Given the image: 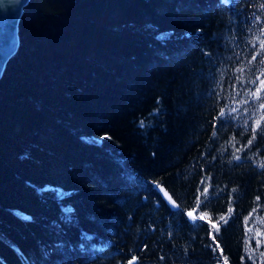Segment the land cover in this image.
<instances>
[{
	"label": "trees",
	"instance_id": "16d2710c",
	"mask_svg": "<svg viewBox=\"0 0 264 264\" xmlns=\"http://www.w3.org/2000/svg\"><path fill=\"white\" fill-rule=\"evenodd\" d=\"M262 4L29 0L0 77V264H264Z\"/></svg>",
	"mask_w": 264,
	"mask_h": 264
},
{
	"label": "water",
	"instance_id": "95a60500",
	"mask_svg": "<svg viewBox=\"0 0 264 264\" xmlns=\"http://www.w3.org/2000/svg\"><path fill=\"white\" fill-rule=\"evenodd\" d=\"M28 1L0 0V77L18 48V23Z\"/></svg>",
	"mask_w": 264,
	"mask_h": 264
},
{
	"label": "snow or ice",
	"instance_id": "6c2138e0",
	"mask_svg": "<svg viewBox=\"0 0 264 264\" xmlns=\"http://www.w3.org/2000/svg\"><path fill=\"white\" fill-rule=\"evenodd\" d=\"M261 9H264V4L261 5ZM262 34H264V29H262ZM260 48L262 51H264V40L260 41ZM257 59V56H252L251 60L249 61V64L252 63V61H255ZM260 63H264V60H261ZM238 72H243L242 68H238L237 69ZM262 75H264V73H262ZM257 80L259 81L258 86L255 88L254 91L248 93V95H250L252 98H254V100L256 101H260L258 107L260 110H264V79H260L259 77H257ZM253 83H255V81H253ZM235 87V86H233ZM242 103H247V101H242ZM233 111H236L235 109H233ZM224 115L223 110H221L220 112V116L222 117ZM261 121H264V116H261L259 120L255 121V127L251 128V132L253 133L252 135V139L249 140L248 144L251 145L253 143L254 140L257 139V133L264 135V127L261 126ZM141 127L144 126L143 121L141 122ZM213 135H215V132L213 133ZM101 139H110V137L108 136H104ZM234 146V145H233ZM236 152L242 151V149H236ZM233 158L235 160H240V157L238 155L233 156ZM261 167H264V164L261 165ZM204 193H207V188L204 189ZM165 195H167V193H165ZM198 200V205H199V198H197ZM175 207V205H173ZM232 209H229V212H231ZM188 215L190 217H192L193 219H195V217H193V213L189 212ZM200 219H205V216H201ZM221 220H225L224 217H221ZM225 223H227V220H225ZM212 228L214 230H216L217 232L219 231L217 224L213 223L212 224ZM215 243V240L213 241ZM216 247L219 248V244H216ZM136 260L137 258L135 256H133L131 258V260L128 261V264H136ZM224 264H228V260L225 257L224 258Z\"/></svg>",
	"mask_w": 264,
	"mask_h": 264
},
{
	"label": "bare ground",
	"instance_id": "6f19581e",
	"mask_svg": "<svg viewBox=\"0 0 264 264\" xmlns=\"http://www.w3.org/2000/svg\"><path fill=\"white\" fill-rule=\"evenodd\" d=\"M16 212H17V214H19V216H21V217H25V215L22 214V213H20L19 211H16Z\"/></svg>",
	"mask_w": 264,
	"mask_h": 264
},
{
	"label": "rangeland",
	"instance_id": "374dc122",
	"mask_svg": "<svg viewBox=\"0 0 264 264\" xmlns=\"http://www.w3.org/2000/svg\"><path fill=\"white\" fill-rule=\"evenodd\" d=\"M189 216V215H188ZM189 218L191 219L192 217L189 216Z\"/></svg>",
	"mask_w": 264,
	"mask_h": 264
}]
</instances>
